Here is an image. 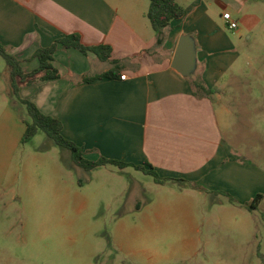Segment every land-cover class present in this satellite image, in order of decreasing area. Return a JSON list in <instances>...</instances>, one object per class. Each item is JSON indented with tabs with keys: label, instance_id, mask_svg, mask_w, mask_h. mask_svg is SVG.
Instances as JSON below:
<instances>
[{
	"label": "crops",
	"instance_id": "1",
	"mask_svg": "<svg viewBox=\"0 0 264 264\" xmlns=\"http://www.w3.org/2000/svg\"><path fill=\"white\" fill-rule=\"evenodd\" d=\"M175 2L183 16L163 30L157 44L146 17L148 0H0V45L25 74L37 68L32 56L38 49L64 36L76 34L86 46L110 47V58L101 61L57 44L52 65L59 78L19 83V98L57 119L62 136L82 147L87 160L103 157L152 168L160 179L172 180L161 184L242 204L256 191L250 185L253 172L224 139L217 108L226 110L225 88L241 57L236 40L255 26L264 0ZM227 14L238 21L236 30L228 29ZM182 35L195 40L196 69L189 77L171 67ZM2 65L0 138L12 147L25 131L23 106L11 99L9 70ZM111 69L113 78L83 81ZM195 84L215 94L206 96Z\"/></svg>",
	"mask_w": 264,
	"mask_h": 264
},
{
	"label": "rangeland",
	"instance_id": "2",
	"mask_svg": "<svg viewBox=\"0 0 264 264\" xmlns=\"http://www.w3.org/2000/svg\"><path fill=\"white\" fill-rule=\"evenodd\" d=\"M257 19L236 40L241 57L217 108L253 172V197L231 205L133 168L86 171L41 131L12 147L0 138V264H264V9ZM19 115L29 121L24 107Z\"/></svg>",
	"mask_w": 264,
	"mask_h": 264
},
{
	"label": "trees",
	"instance_id": "3",
	"mask_svg": "<svg viewBox=\"0 0 264 264\" xmlns=\"http://www.w3.org/2000/svg\"><path fill=\"white\" fill-rule=\"evenodd\" d=\"M149 7L146 13V17L150 22L151 28L156 34L157 44H161L163 41V30L168 27L172 21L177 20L183 16V9L175 0H148ZM57 44L62 45L64 48H75L82 53H93L99 60L106 61L111 56V49L108 46H86L81 43L78 35H68L56 40L51 46L47 48L38 49L32 56V59L38 61V66L30 73L25 74L20 66V62L9 53V51L0 45V57L5 61V64L9 70L11 83L9 85L11 96H13L26 110L29 117V121H24L25 131L21 137V144H25L31 141V139L39 132H43L50 142V144L56 145L62 149L69 151L74 165L82 168L86 171L103 167L106 165L117 167L118 169H124L126 167H135L129 164L120 163L113 160H108L103 157L97 161H90L84 158V150L82 147L76 146L74 143L66 140L62 136L61 123L52 117L46 116L41 113L34 104L29 101L21 100L18 95V84L25 83L30 84L36 80L49 81L59 78V73L52 65L53 54L56 50ZM115 70L106 71L100 75L94 77L84 78L85 83H89L96 79L113 78L115 77ZM196 90L206 96L215 94L214 90H207L201 85L195 84ZM135 169L142 171L143 173L153 177L156 183H165L172 181L168 179H160L152 168L143 169L135 167ZM175 182H182L177 180ZM262 199V195H256L251 203L246 206L250 211L257 208L259 201Z\"/></svg>",
	"mask_w": 264,
	"mask_h": 264
},
{
	"label": "water",
	"instance_id": "4",
	"mask_svg": "<svg viewBox=\"0 0 264 264\" xmlns=\"http://www.w3.org/2000/svg\"><path fill=\"white\" fill-rule=\"evenodd\" d=\"M183 77L192 76L196 69L195 40L189 35H182L177 43L171 64Z\"/></svg>",
	"mask_w": 264,
	"mask_h": 264
},
{
	"label": "built area",
	"instance_id": "5",
	"mask_svg": "<svg viewBox=\"0 0 264 264\" xmlns=\"http://www.w3.org/2000/svg\"><path fill=\"white\" fill-rule=\"evenodd\" d=\"M225 21L227 23V27L229 30H236L237 29V23L234 21H229V15H225ZM126 76H121L120 79L121 80H125Z\"/></svg>",
	"mask_w": 264,
	"mask_h": 264
}]
</instances>
